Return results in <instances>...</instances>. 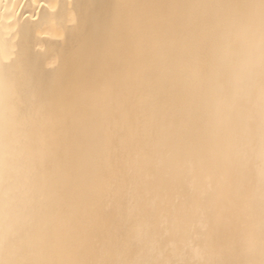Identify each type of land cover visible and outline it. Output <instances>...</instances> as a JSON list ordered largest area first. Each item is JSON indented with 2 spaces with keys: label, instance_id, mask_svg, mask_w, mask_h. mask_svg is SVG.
I'll return each instance as SVG.
<instances>
[{
  "label": "bare ground",
  "instance_id": "obj_1",
  "mask_svg": "<svg viewBox=\"0 0 264 264\" xmlns=\"http://www.w3.org/2000/svg\"><path fill=\"white\" fill-rule=\"evenodd\" d=\"M0 264H264V0H0Z\"/></svg>",
  "mask_w": 264,
  "mask_h": 264
}]
</instances>
